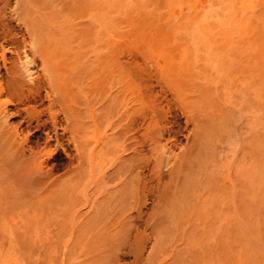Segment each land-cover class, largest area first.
<instances>
[{
    "label": "bare ground",
    "instance_id": "bare-ground-1",
    "mask_svg": "<svg viewBox=\"0 0 264 264\" xmlns=\"http://www.w3.org/2000/svg\"><path fill=\"white\" fill-rule=\"evenodd\" d=\"M175 1L0 0L1 235L264 264V0Z\"/></svg>",
    "mask_w": 264,
    "mask_h": 264
},
{
    "label": "rangeland",
    "instance_id": "rangeland-1",
    "mask_svg": "<svg viewBox=\"0 0 264 264\" xmlns=\"http://www.w3.org/2000/svg\"><path fill=\"white\" fill-rule=\"evenodd\" d=\"M177 1H179V0H177ZM177 1H175V3H176ZM193 1H194V0H193ZM197 1H198V0H196V3L194 2V7H195V6H198V8H199V7H203L204 4L206 3V1L208 2V0H205V1H204V0H199L200 2H201V1H202V2L200 3V2L198 1V4H197ZM182 2H184L185 5H186L187 3L190 4L189 0H188V1H187V0H186V1L182 0ZM182 2H181V0H180V2H177V3H180V4H181ZM186 2H187V3H186ZM191 2H192V1H191ZM208 3H210V0H209ZM180 4H178V5L175 4V5L177 6V8L180 9V10H178L177 8H173V7H175V5L173 6V3H172V6H173L172 8H173V11H174V12H171V13H173L174 15L177 16L176 19L181 18L182 16H181L180 14H178V13H183L184 10H187V7H188V6H182V4H181V5H180ZM191 4H192V3H191ZM206 4H207V3H206ZM216 4H217V3H216ZM179 5H180V8L178 7ZM192 5H193V4H192ZM199 5H200V6H199ZM207 5H208V4H207ZM209 5H210V4H209ZM209 5H208V6H209ZM181 6H182V7H181ZM184 7H185V8H184ZM189 7H190V6H189ZM189 7H188V10L190 9ZM192 7H193V6H192ZM192 7H191V9H192ZM194 7H193V9H195V12H197V11H196V8H197V7H195V8H194ZM205 7H206V6H204V8H205ZM204 8H202V10H205V9H206V8H205V9H204ZM207 8H208V7H207ZM176 9H177V10H176ZM183 9H184V10H183ZM193 9H192V11H193ZM188 10L185 11V12L188 13V12H189ZM197 10H199V9H197ZM202 10H199L198 12H200V11H202ZM177 11H179V12H177ZM180 11H182V12H180ZM192 11L190 10V12H192ZM185 12H184V13H185ZM192 13H193V12H192ZM177 14H178V15H177ZM185 15H186V13H185ZM183 16H184V15H183ZM174 18H175V17H174ZM182 18H183V17H182ZM141 48H142V47H140V49H141ZM142 49H143V48H142ZM158 49H159V48H158ZM158 49H157V51H161V52H162L161 49H159V50H158ZM155 50H156V48H155L154 50H152V51H155ZM140 51H141V50H140ZM144 51H145V50H144ZM150 51H151V49L149 50V52H150ZM161 52H159V53L162 54ZM163 52H164V51H163ZM141 53H142V56H143L144 52L141 51ZM152 53H153V52H152ZM152 53H151V54H152ZM157 54H158V52H157ZM158 55H159V54H158ZM144 56H145V55H144ZM155 57H156V55H155ZM155 57H154V55L152 54V57H151V58L156 59ZM179 140H181V141H179V143H181V144H182L183 142L185 143V141H184L183 138H180ZM85 209H86V210H85ZM87 211H88L87 208H84V209L82 210L83 213H86ZM224 223H225V222H224ZM222 224H223V222H222ZM225 224H226V223H225ZM257 224H260V222L257 223ZM259 227H260V228H259ZM259 227H257V228H258V232H259V233H260V232L263 233V234L260 233V236L263 237L262 239H263V241H264V221H263V223H262V220H261V224L259 225ZM261 229H262V230H261ZM260 230H261V231H260ZM256 232H257V231H256ZM256 232H255V233H256ZM258 232H257L256 235L259 234ZM224 234L226 235V232H225ZM2 235H3V236H2ZM2 235L0 234V236L2 237V238L0 237V245H1V247H0V259L3 258V257H6L5 255H8L9 252H13L12 255H13L14 257L12 256V257H13V258L11 257L12 259H14V258L16 259L17 256L19 255V258H20V259L17 258V259H18V260L16 259L17 262H21L23 259H25V260L23 261L24 263L22 262V263H20V264H34L35 262H36V263L38 262L37 264L42 263V262H44V263H42V264H49V262H48L49 260H46V259H47V258L49 259V253H50V252L52 253V254L50 253V254H51L50 257H51V256H54V257H51V262H52L53 260H56L57 264H58L59 262H60V263L63 262L64 264H70V263H71V264H72V263L74 264L75 262H76V263H79V262H81V261H84L85 258H86V256H85V258H84L83 256L81 257V255H80V254H81V252H80L81 250H80V249H79L80 251L77 250V251L80 252V253H78V252H76V251H75V254L72 253V252H74V250L72 251V249H75V250H76L77 248H76V247L73 248V245H71L72 241L75 242V240H74L75 238L72 237L73 239H72V240L70 239V240H71V243L68 242V241H70L69 238L71 237V236L68 237L69 235H67V236L64 235L65 237L62 236V235L60 236V238H61V237H64L65 239H68V240H64V238H63V240L67 242V243H66V242H65V243L68 244V246H66L65 244H62V246H61V245H60V241L62 240V238H61V240H60V239L57 240V238H55V240H57V244H58V245H56V241H55V240H54V242H55L54 245H55L56 247H57V246H58V247L60 246V247L57 248V249H55V246H54V245H53L54 247H53V249H52V245L49 244V243H51V241H52V240L49 241V239H50L51 237H52V238L55 237V235H51V237L49 236L50 238H49V237H44V235L42 236L44 239H45V238H48V239H46V240L48 241L47 244H46V240H44L43 238L40 239V240L38 239V241H41V242H39V243L42 244V245H41V250H42V251H44V249H45V250H48V251H45L46 253L48 252V254H47L48 256H46V255L44 254L46 258H44V257L42 258V256H44V255H42L41 252H39V251H41V250H40V248H39L40 244L38 243V241L36 242V244L39 245L38 247H36L37 245H36L35 242L33 241L34 244H35V245H34V246H35V250H33V247L30 246V241L27 242V244L29 243V244H28L29 246H28L27 244H25V242L27 241V239H28V240L30 239V238H28V236H27V239L25 238V236H24V239L20 237L21 239H19V240H21V241H17V242H16L15 240H18V238H17L16 236H19L20 234L15 236L17 239H16L15 237H13L11 234H6V233H4V234H2ZM4 235H5L6 237H5ZM14 235H15V234H14ZM7 236L10 237L9 240L12 239V238H14V239H12V241L14 240L16 243H18V245L21 243V244H20L21 247H17V244H16V246H14V245L12 246V244H13L14 242H11V240H10V242H9V240L7 239V238H8ZM21 236H22V235H21ZM56 236H57V235H56ZM3 237H5V238H3ZM11 237H12V238H11ZM22 237H23V236H22ZM58 237H59V235H58ZM106 237H107V236H105V238H106ZM112 237H113L114 240L112 239ZM35 238H36V237H35ZM39 238H40V236H39ZM99 238H100V237H99ZM105 238H104V237H103V238L101 237V238H100L101 242H102V241H105V242H106V241H107L106 239H108V240H110V242H112V243L115 244L116 241H119V240H120L119 238L116 240V239H115V238H116L115 236H110V237H108V238H106V239H105ZM258 238L260 239V237H257V239H258ZM22 239H23V240H22ZM36 239H37V238H36ZM53 239H54V238H53ZM111 239H112V240H111ZM262 239H260V242H261V243H262V241H261ZM7 240H8V242H7ZM30 240H31V239H30ZM3 241H4V242H3ZM24 241H25V242H24ZM58 241H59V242H58ZM113 241H114V242H113ZM9 243L11 244V246H9V245H10ZM63 243H64V242H63ZM112 243L110 244V246L112 245ZM48 244H49V245H48ZM51 244H53V243H51ZM73 244H75V243H73ZM22 245H23L24 247H25V246H27V247L24 248ZM31 245H32V244H31ZM43 245H44V246H43ZM63 245H65V246L63 247ZM116 245H118V242H117ZM263 245H264V244H263ZM45 246H46V247H45ZM48 246H49L50 248H49ZM29 247L31 248V250H32L33 252H32L31 250H29ZM42 247H45V248L42 249ZM66 247H67L68 250L66 249ZM68 247H70V249H69ZM112 247H113V245H112ZM20 248H21V249H20ZM27 248H28V249H27ZM37 248H38V250H37ZM78 248H80V247H78ZM81 248H82V247H81ZM100 248H101V250L105 249V250L102 251L101 253H103V252L105 253V252L108 251V249H107L106 247H100ZM102 248H103V249H102ZM26 249L29 250V254H31V252H32L31 256L36 257V261L30 259L31 256L28 254V252H27ZM83 249H84V248H82V250H83ZM93 249H94V248H93ZM95 249H96V248H95ZM95 249H94V250H95ZM23 250H24V251H23ZM25 250H26V251H25ZM55 250H56V251L58 250V251L56 252ZM70 250H71L72 252H71ZM94 250H90V251H92V254H94V253H93V252H95ZM96 250H97V249H96ZM101 250H97V251H101ZM8 251H9V252H8ZM21 251H23L24 254L21 253ZM36 251H37V253H34V252H36ZM83 251H85V249H84ZM97 251H96V252H97ZM233 251H234V250H233ZM235 251H236V250H235ZM6 252H7L8 254H7ZM14 252H17L16 255L14 254ZM25 252H27V253H25ZM3 253H5V254H3ZM20 253H21V254H20ZM42 253H43V252H42ZM83 253H84V252H83ZM97 253H99V252H97ZM108 253H109V252H108ZM108 253H105V254L100 255V256H103V257H104V255H107ZM34 254H35V255H34ZM36 254H37V255H36ZM77 254H78L79 256H77ZM90 254H91V253H90ZM90 254H89V255H90ZM95 254H96V253H95ZM233 254H234V253H231V252H229V251H228V252H225V253L222 252V255H221V261L223 262V261L225 260L226 256L228 257V258L225 260L226 262H227V260H228V261H232V258L235 257V255H233ZM21 255H22V256H21ZM24 255H25V257H26L27 255H29V256H27L26 258H28V257H30V258H28V259L26 260V258L24 257ZM41 255H42V256H41ZM67 255L69 256V259H70V260H67V259H66V258H68ZM83 255H86V253H84ZM96 255L98 256V254H96ZM1 256H2V257H1ZM15 256H16V257H15ZM65 256H66V257H65ZM90 256H91V255H90ZM90 256H89V257H90ZM97 256H95V257H97ZM9 257H10V256H9ZM23 257H24V258H23ZM34 257H32V258L34 259ZM38 257H39V258H38ZM63 257H65V258H63ZM106 257L108 258V256H106ZM106 257H104L103 260H102V257H99V256H98V258H100V259L102 260V261H101V260L99 259V262L104 263L103 261L105 260ZM229 257L231 258V260H229ZM6 258H7V257H6ZM52 258H53V259H52ZM62 258H63V259H62ZM82 258H84V260H83ZM87 258H88V256H87ZM129 258H130V259H129ZM131 258H132V257L129 256V257L124 258L123 260H126L125 262H127V261L129 262V261L131 260ZM4 259H5V258H4ZM12 259H11L12 262L15 261V260H12ZM29 259H30V260H29ZM37 259H39L40 261H39V260L37 261ZM43 259H44V261H43ZM80 259H82V260H80ZM88 259H89V258H88ZM9 260H10V259H9ZM28 260H29V261H28ZM73 260H75V261L73 262ZM106 260H107V259H106ZM132 260H133V258H132ZM1 261H2V262H1ZM1 261H0V264H8V262H9V261L7 260L8 262H7V263H4V261H3L2 259H1ZM31 261H34V262L29 263V262H31ZM71 261H72V262H71ZM12 262H11V264L14 263V262H13V263H12ZM15 262H16V261H15ZM45 262H46V263H45ZM56 262H55V263L52 262V264H56ZM99 262H98V264H102V263H99ZM125 262H124V263H125ZM226 262H225V263H226ZM36 263H35V264H36ZM76 263H75V264H76ZM225 263H223V264H225ZM228 263H229V262H228ZM230 263L232 264V262H230ZM17 264H19V263H17ZM128 264H130V263H128ZM153 264H155V263H153ZM234 264H235V260H234Z\"/></svg>",
    "mask_w": 264,
    "mask_h": 264
}]
</instances>
